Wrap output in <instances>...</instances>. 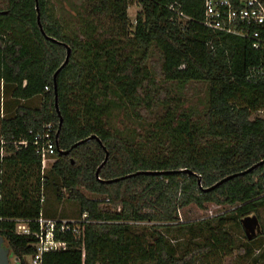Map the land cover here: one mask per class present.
<instances>
[{
  "label": "trees",
  "instance_id": "16d2710c",
  "mask_svg": "<svg viewBox=\"0 0 264 264\" xmlns=\"http://www.w3.org/2000/svg\"><path fill=\"white\" fill-rule=\"evenodd\" d=\"M51 1L81 2L75 30L48 13ZM175 2L191 20L177 19L168 7ZM38 4L45 33L57 41L41 32L36 0H8L0 9V130L7 151L2 156L0 143V217L7 218L1 234L21 264L36 253V238L16 234L13 220L30 219L38 229L46 185L59 199L65 191L90 222L79 240L60 236L68 248L44 253L42 264H224L236 252L252 255L264 232L238 245L233 230L264 208V165L206 189L264 159V79L257 77L264 51L202 25L204 0H139L136 24L127 0ZM68 46L69 62L55 79ZM156 70L166 84L205 82L203 110L185 108L157 85ZM117 119L138 121L144 132L120 128ZM48 123L60 133L56 160L42 176L34 146L17 149L11 141H32L29 130ZM140 171L168 172L135 175ZM207 203L234 209L215 219L180 220L181 208ZM143 222L149 227L138 228Z\"/></svg>",
  "mask_w": 264,
  "mask_h": 264
},
{
  "label": "built area",
  "instance_id": "2783aa9c",
  "mask_svg": "<svg viewBox=\"0 0 264 264\" xmlns=\"http://www.w3.org/2000/svg\"><path fill=\"white\" fill-rule=\"evenodd\" d=\"M127 1L140 6L139 0ZM168 7L175 13L179 21L186 23L192 19L185 14L179 2L171 3ZM200 23L209 29L249 39L254 49L264 51L263 0H204V17ZM134 24H136V19ZM256 69V67L251 69L249 77L254 76L253 72ZM258 71L257 77L264 79V64L258 67ZM24 85H26V81ZM2 87L1 84V91ZM48 89L46 87V90ZM0 100L3 101L2 94ZM29 133L33 137L32 141L22 138L13 140L11 143L17 149L27 148L32 144L36 155L40 157L41 174L45 175L50 162L57 156L56 128L54 124L48 123L44 125L42 131L34 132L31 129ZM0 143L2 145L1 154L4 156L6 140L1 134V130ZM42 202H44V197ZM4 221H7V218L0 217V234ZM13 221L16 234L33 235L36 238L34 242L36 253L30 256L28 264H42L44 253L66 250L68 244L59 237L70 233L76 240H79L83 223L90 222L86 212L80 218L73 220L50 218L41 212L39 217L34 220L38 224V229L35 230L31 227L32 220L30 219L16 218Z\"/></svg>",
  "mask_w": 264,
  "mask_h": 264
},
{
  "label": "rangeland",
  "instance_id": "374dc122",
  "mask_svg": "<svg viewBox=\"0 0 264 264\" xmlns=\"http://www.w3.org/2000/svg\"><path fill=\"white\" fill-rule=\"evenodd\" d=\"M8 6V0H0V9H5ZM141 7L135 4L129 5L128 8V16L129 20L134 23L136 19L137 13L140 11ZM84 10V6L81 4L80 1H51L48 13L55 19H58L60 23H64L67 26H72V30H75V27L78 25L75 16L78 12ZM152 62H149V67L153 70L156 69L158 66V54L157 52L152 53V58L150 59ZM157 85L166 87L173 97L181 98L184 102V107L188 109H192L194 111H202L208 97V86L205 82H197V83H190L185 86H179L173 83H165L161 77L157 75V70L154 72ZM0 91H1V83H0ZM1 98V94H0ZM153 118L154 116L151 115ZM150 117V118H151ZM134 123L127 122L126 120H116V124L120 128H136L139 133H143V127L139 125V122L133 121ZM142 123V122H141ZM7 154L5 150L4 155ZM56 159L52 160L49 166L46 169L45 174L50 170L52 164L55 162ZM43 176V175H42ZM82 192L87 197L92 198H99L103 199L102 196L94 195L81 188ZM43 197H44V214L50 218L56 219H66V220H73L78 219L82 215L80 213L79 204L71 199H68L67 193L64 191V197L59 199L56 195L55 188L50 186H45L43 188ZM234 209V206H230L228 204H217V203H207L205 208H199L195 204H190L184 208H181L179 211L180 220L182 221H202L205 219H215L221 215H228ZM260 219L264 225V208L259 212ZM215 223V222H213ZM150 223H138V228L149 227ZM161 230L165 231L164 228ZM233 232L235 233L236 238L238 239V245L242 242L246 241L247 238L245 236L244 231L238 228H234ZM176 232H173V234ZM5 246L9 247L8 242L5 241ZM253 248L254 253L252 255L245 254L243 251L242 254L240 252H236L233 255L226 257L224 264H263L264 258H260L262 253H264V234L263 238L256 242L255 244L251 245ZM12 253V250H11ZM14 256V255H13ZM258 257V261L256 258ZM26 261L30 260V257L25 258ZM11 263L13 262V257L11 258Z\"/></svg>",
  "mask_w": 264,
  "mask_h": 264
},
{
  "label": "water",
  "instance_id": "95a60500",
  "mask_svg": "<svg viewBox=\"0 0 264 264\" xmlns=\"http://www.w3.org/2000/svg\"><path fill=\"white\" fill-rule=\"evenodd\" d=\"M36 9H37V21H38V25H39V28H40L41 32L48 39H51L52 41H57L55 38L48 36L45 33V31H44V28H43V25H42V22H41V15H40V8H39L38 0H36ZM70 54H71V48L68 46L66 59L62 63V65L59 67V69L56 71V73L54 75L55 79H56L57 74L59 73V71L63 67H65L67 65V63L69 62ZM55 83H56V81H55ZM55 106H56V110H57L58 114L60 115V127H61V125L63 123V118L61 117V114H60L59 104H58V96L57 95H56V98H55ZM59 133H60V128L57 131L56 139H58ZM92 138H96V137L95 136H91V137H88L87 139H85L84 141H89ZM84 141H80L79 143H76L74 146H77L78 144H80V143H82ZM64 153L65 154H69V150L68 151H64ZM108 157H109V153H108V151H106L105 160L102 162V164L98 167V169L96 171V175L98 177H99L100 170L102 169V167L108 161ZM262 165H264V159H262L258 163H255L254 165H252L251 167H249L248 169H246V170H244L242 172L235 173V174H232V175H229V176L225 177L224 179L220 180L215 185H213L212 187L207 188L206 190H212L214 188H217L223 182H225V181H227V180H229V179H231V178H233L235 176L244 175L246 173H249L252 170H254V169H256V168H258V167H260ZM183 171L186 172V173H193L191 170H186L185 169ZM166 172H168V171H140V172L136 173L135 175H137V174L158 175V174H163V173H166ZM117 180H119V179L109 180L108 182L117 181ZM198 183H199V185L201 187L202 186V178L201 177H198ZM241 225H242V229H243V231L245 233V236H246L248 241L254 240L255 238H257L259 235L263 234V232H264V228H263L262 222H261L259 216L257 214H255V213L243 217L241 219ZM5 241H6L5 237L2 234H0V264H12L11 263V258L12 257H13V262L15 264H21L20 258L15 256L13 254V252L11 253L10 247H6L5 246Z\"/></svg>",
  "mask_w": 264,
  "mask_h": 264
},
{
  "label": "crops",
  "instance_id": "0c3cea01",
  "mask_svg": "<svg viewBox=\"0 0 264 264\" xmlns=\"http://www.w3.org/2000/svg\"><path fill=\"white\" fill-rule=\"evenodd\" d=\"M10 109H11V107H9ZM12 111H13V109H12Z\"/></svg>",
  "mask_w": 264,
  "mask_h": 264
}]
</instances>
